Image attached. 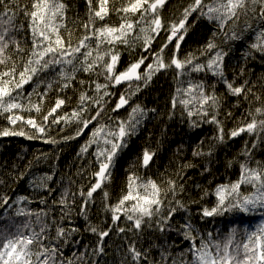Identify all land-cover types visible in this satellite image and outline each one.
<instances>
[{
    "label": "snow or ice",
    "instance_id": "6c2138e0",
    "mask_svg": "<svg viewBox=\"0 0 264 264\" xmlns=\"http://www.w3.org/2000/svg\"><path fill=\"white\" fill-rule=\"evenodd\" d=\"M112 2L115 5L116 0ZM109 3L110 0H98V8L93 9L92 0H87L89 10L87 20L81 24L83 34L73 44V33L67 26L68 5L64 0H31L30 9L27 4L21 6L19 0H0V117H4L9 125L0 128V137L19 136L28 140L43 139L44 143L57 144L60 141L48 135L53 126L62 124L60 130L63 131L64 127L77 124L75 135L63 138L68 140L81 136L95 122L98 126L93 128L89 140L81 147L80 155L87 153L88 149L95 145L93 155L98 171L90 174L95 179V183L90 182L87 192L83 187L78 190V195L83 198L80 215L87 219L88 207L95 202L93 194L101 190L105 210L111 212L113 224L124 216L126 221L132 222L127 231L135 230L139 234L144 227L151 228L155 223L157 230L164 232L170 228L169 221L177 211V207L184 208L178 200L177 207H172V200L168 199L169 194L173 200L178 194L176 180L167 178L161 181V184H157L151 178L145 180L134 172L129 173L126 194L114 205L107 203L109 194L104 189V185L111 182L114 158L127 146L128 139L137 133L147 116V110L136 104L131 107L127 119L116 118L113 121L109 117L108 123H100L108 103L105 97L114 95L109 90L110 87L126 85L124 93L111 109L112 112H118L129 105L132 97L150 84L153 76L161 71L174 69L177 75H190L193 72L211 73L225 84L231 95L236 97L243 95L247 100L248 94L252 93V88L247 87L248 81L234 86V81L230 82L226 78L224 59L228 53L215 42L216 32L213 33V38L198 50V54L190 52L181 59L178 53L181 42L188 32L186 23L193 13H197L198 18L203 17L214 23L224 35L226 42L238 40L240 34L236 29L242 19L245 29L252 28L250 14L251 20L264 25V0H207V2L193 0L181 12L179 23L173 22L167 27L160 14L167 0H124L120 7L113 6L111 9ZM110 11L119 16L121 21L119 25L101 24L97 27V22L104 21L110 15ZM20 13H23L28 21V31L31 35L30 48H27L26 44L22 45L21 40L17 39V34L24 27L23 24L16 23ZM133 16L137 18L133 20ZM61 30L64 35L61 34ZM161 30L168 33L167 39L159 51L149 53L152 60L144 67L143 72L141 68L145 65L148 56H142L123 71L117 72L120 61L118 45L132 49L137 43H141L144 52H149ZM174 39L176 42L173 45V54L166 62L165 49ZM10 48L12 52H9ZM251 49L264 53V29L259 32ZM14 54L16 59L13 58ZM200 57H206V60L199 62ZM57 67L59 72L55 79L49 81L43 78L44 73ZM79 72L90 73L97 77L103 76L104 83H99L97 80L89 83L88 87L92 89L94 95H89L87 90L81 91L77 106L70 113L57 114L66 103L63 98H57L54 105L45 112V100L54 85L58 92H65L73 87V81L77 79ZM34 77L37 87L25 96L23 87L32 82ZM78 83L83 86L85 81L79 80ZM41 84L45 88L43 92L37 90ZM177 93L181 98L179 100L173 98L172 108L175 109L179 103L189 118L200 117L204 122L216 124L218 127L216 139L224 142V128L217 119L221 98L216 95L214 89L209 92L203 82L195 84L189 82L187 88L177 89ZM252 95L255 101L261 100L259 95L255 93ZM93 108L95 114L89 115ZM150 111L155 112V109ZM227 115L231 116V113ZM247 116L251 117L250 122L231 130L228 134L229 138L247 132L250 135L254 134L257 141L260 140L261 134H264V105L256 107L254 111H248ZM193 123L195 124V121ZM18 124L19 128L16 127ZM256 146V143H253L252 148L255 149ZM207 154L211 155V152ZM243 154L248 159L240 164L239 179L230 185H219L216 188L217 206L211 210L204 209V216L222 215L224 212L232 211L251 215L256 209H264V164L255 161L256 166H251L253 161L247 145ZM154 155V152L145 150L141 158V167L147 168ZM35 159L39 160L40 157L37 156ZM188 166L190 165L185 167ZM23 175L21 173L19 178L22 179ZM52 179L53 176L47 174L36 176L32 179V184L35 189L50 192L52 189L48 188V182ZM0 183H3V180H0ZM245 184L251 185L255 191L248 195L243 194L240 188ZM179 191H183L182 184L179 185ZM76 196V193H70L68 189L62 192L59 200L64 209L61 219L71 214V204L75 203ZM10 199L7 196L0 197L2 201L0 206L8 205ZM28 199V197H18L15 203H23ZM41 202L46 203L43 199ZM15 215L28 218L34 216L35 222L31 219L23 222L13 220L8 224L0 225V264H87L83 252L80 255L74 252L71 258L65 257L60 244L62 239L67 242L71 232L76 229L66 230L57 226L56 235L53 237L44 219L48 215L46 212L33 213L19 209ZM36 225L39 226L38 229ZM184 228L183 236L190 242L188 252L191 253L192 260L189 262L184 259L185 253L181 252L180 258H173L171 264H264V223H260L252 231L245 228L243 237L239 241L236 240L238 232L234 227L223 240H213L211 233L207 234V239L199 237V245L196 243L197 236L193 235L195 229L190 224L184 225ZM90 231L100 238L93 252L103 253L104 238L109 236L112 229L100 230L90 226ZM125 231V228H118L119 233ZM46 240L49 243L46 244ZM128 253L135 264H141V261L153 264L148 250L142 252L134 243L129 245ZM170 255L165 250H161V259L156 264H168Z\"/></svg>",
    "mask_w": 264,
    "mask_h": 264
},
{
    "label": "trees",
    "instance_id": "16d2710c",
    "mask_svg": "<svg viewBox=\"0 0 264 264\" xmlns=\"http://www.w3.org/2000/svg\"><path fill=\"white\" fill-rule=\"evenodd\" d=\"M64 2L68 5L67 26L72 30V42L75 44L77 38L83 34L81 24L87 20L89 10L87 0H64ZM192 2L193 0H167L160 13L165 27L173 22L179 23L181 12ZM19 3L21 6L27 4L29 9L31 8V0H19ZM123 3L124 0H116L115 5H113L112 0H110L109 8L120 7ZM92 8H98V0H92ZM136 18V16L132 17L133 20ZM249 19L252 28L243 29L244 21L242 19L236 29L241 31L239 33L240 39L226 42L224 35L220 33L214 23H210L203 17L198 18V14L193 13L186 23L188 32L181 42L178 55L183 59L190 52L198 54V50L206 45L209 39L213 38V33L216 32L215 42L228 53L224 59L227 80L234 81V86H239L247 80V87L252 88V93L261 97L259 102L254 100L252 93L248 94L247 100L244 99L243 95L240 97L231 95L225 84L219 78L212 76L211 73L193 72L190 75H177L174 69L161 71L153 76L150 84L132 97L129 105L121 108L118 112H112L111 109L115 107L120 95L124 93L126 85L110 87L109 90L114 95L105 97L108 103L100 123H108L109 117L113 121L116 118L127 119L131 107L136 104H140L147 110V116L139 126L137 133L128 139L127 146L120 150L114 158L111 182L104 185V189L109 194L107 203L114 205L126 194L129 173L134 172L145 180L151 178L157 184H161V181L167 178L174 179L177 182L178 194L175 200L172 199L171 194H169L168 199L172 200V207H177L176 201L178 200L184 205V208L177 207V211L169 221L170 228L160 232L153 223V227H144L137 234L135 230L127 231L132 222L126 221L124 216H121V219L113 224L111 212L105 210L101 190L93 194L95 202L88 207L87 219L80 215V205L83 198L78 195V190L83 187L84 191L87 192L90 182L95 183V179L90 174L98 171L93 155L95 145L89 148L87 153L80 155L81 147L89 140L93 128L98 126L95 122L81 136L68 140L63 138L74 136L78 127L77 124L73 123L64 127L63 131L60 130L63 127L62 124L53 126L48 135L60 141L57 144L44 143L43 139L28 140L19 136L0 137V180H3V183H0V197L11 198L8 205L0 206V225L8 224L13 220L23 222L31 219L35 222L34 216L30 218L16 216L15 213L19 209L33 213L46 212L48 215L44 219L49 225L51 236L56 235L57 226L66 230L76 229V231L71 232L67 242L63 239L60 241L64 256L71 258L74 252L77 255L83 252L87 264H121L119 256L128 254L131 257L128 253V247L133 243L142 252L148 250L152 261L161 258L160 252L165 250L171 254L168 258V264H171L173 258L179 259L181 252L185 253L184 259L190 262L192 260V255L188 252L190 242L185 243L180 238L185 231L184 225H186L182 221V217H193L196 212L198 216L204 219L203 230L194 235L197 236V245L200 243L199 237L202 236L207 239L208 233L212 234L213 240H223L235 227L238 232L236 240L239 241L243 237L245 228L249 231L255 230L256 217L254 213L246 215L232 211L224 212L222 215H203L204 209L211 210L217 206L216 188L219 185H230L239 179L240 164L248 159L243 154L246 145L251 152V160L253 161L251 166H256L255 161L264 164V134H261L259 141L256 140L254 134L250 135L247 132L234 138H229L228 135L231 130L250 122L251 117L247 116L248 111H254L256 107L264 105V53L251 49V45L256 42L259 32L264 29V25L251 20V14ZM120 22L119 16L110 11V15L104 21L97 22V27L101 24L118 26ZM16 23L24 25L17 34V39L21 40L22 45L26 44L30 48L31 35L28 31V21L23 13L17 16ZM61 34L64 35L63 30H61ZM167 35V32L161 30L159 36L154 39L149 52H144L141 43H137L132 49L118 45L120 61L117 65V72L123 71L142 56H148L141 69L143 72L144 67L152 60L149 53L159 51L161 45L166 41ZM248 36H251V41L247 39ZM175 42L174 39L172 44L165 49L164 58L166 62L173 54ZM12 51L10 48L9 52ZM13 58L16 59L15 54ZM205 60L206 57H200L199 62ZM241 70H243V74H241ZM58 72L59 67L44 73L43 78L50 81L56 78ZM79 80H84L85 84L81 86L78 83ZM93 80L104 83L103 76L97 77L90 73L79 72L77 79L73 81V87L65 90V92H58L54 85L53 90L49 91L46 97L44 111L46 112L53 106L57 98H63L66 103L62 109L58 110L57 114L70 113L77 106L81 91L87 90L89 95H94L92 89L88 87ZM189 82L193 84L203 82L207 91L211 92L214 89L216 95L221 98L217 119L221 121L224 128V142L216 139L218 135L216 124L204 122L200 117L189 118L179 103L175 109L172 108L173 98L175 97L177 100L181 98L177 89L187 88ZM36 87V78L34 77L32 82L24 85L23 94L27 96ZM37 90L45 91L43 84ZM151 109H155V112L150 111ZM229 112L231 116L227 115ZM94 114L95 109L93 108L89 115ZM8 126L7 120L0 117V128ZM16 127L19 128V124ZM253 143L257 145L255 149L252 148ZM145 150L155 153L147 168L141 167V158ZM209 152L211 155L207 154ZM194 153L201 154L196 155ZM30 156L40 157L43 166L40 176L46 174L53 176V179L48 182V188L52 191L38 190L34 186L30 189H22L24 180L19 177L29 163L28 158ZM25 158L26 161H24ZM186 165L190 166L185 167ZM180 184L183 185L182 192L179 191ZM65 189H68L70 193H76L77 196L75 203L71 204V214L61 219L64 209L59 200ZM252 190L250 185H243L240 188V191L245 195L250 194ZM22 196L28 197V201L15 203L17 198ZM34 199L40 201L43 199L46 203L43 207H38L34 204ZM69 201L71 202V195ZM90 226H95L100 230L112 229L109 236L104 238V252L101 254L93 252V249L97 248L100 238L96 233L90 231ZM36 227L38 229L39 226L36 225ZM118 228H125L126 231L119 233ZM72 239L74 241L73 247L70 246ZM45 243L47 244L49 241L46 240ZM142 264H147V262Z\"/></svg>",
    "mask_w": 264,
    "mask_h": 264
},
{
    "label": "bare ground",
    "instance_id": "6f19581e",
    "mask_svg": "<svg viewBox=\"0 0 264 264\" xmlns=\"http://www.w3.org/2000/svg\"><path fill=\"white\" fill-rule=\"evenodd\" d=\"M242 28L245 29L244 26ZM251 33L254 34L252 31H251ZM247 39L249 41H251L252 38H251V36H248ZM27 48H29V46H27ZM25 55H26V53H25ZM35 158L36 157H34V156H30L28 158L29 159V163L27 164L26 168L21 172V173L24 174L23 178H22V180H24V184L22 185V189H30L33 186L32 179L34 177H36V176H40V174L43 171L42 161L40 159L36 160ZM24 161H26V158H25ZM30 162H31V164H30ZM0 190H1V186H0ZM33 202L38 207H43L44 206V203H42L40 200L34 199ZM110 217H111V215H110ZM182 218H183L182 221L184 222V224H190L195 229V231L193 232V235H196L198 232H201L203 230L204 219L202 217L198 216L197 212L193 214V217L184 216ZM103 220H106V219H103ZM99 223H100V221H99ZM180 238L185 243L189 242L188 240L184 239L183 234L180 236ZM73 244H74V241L72 239L70 241V246L73 247L74 246ZM119 257H120L121 264H126V263L135 264V262H133L131 260V257L128 256V254L122 255V256H119ZM126 257H127V259H125ZM160 259L161 258H158V259L152 261L153 264H156V262L160 261ZM142 263H146V262L141 261V264Z\"/></svg>",
    "mask_w": 264,
    "mask_h": 264
},
{
    "label": "rangeland",
    "instance_id": "374dc122",
    "mask_svg": "<svg viewBox=\"0 0 264 264\" xmlns=\"http://www.w3.org/2000/svg\"><path fill=\"white\" fill-rule=\"evenodd\" d=\"M238 33H240L241 31H237ZM253 167V166H252ZM251 186V185H250ZM252 187V186H251ZM253 188V187H252ZM255 191V189L253 188L252 192ZM256 217H257V221H255V225L258 227L260 223H264V209H256L253 212Z\"/></svg>",
    "mask_w": 264,
    "mask_h": 264
}]
</instances>
